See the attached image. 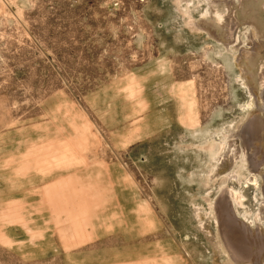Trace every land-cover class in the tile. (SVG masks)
<instances>
[{"label": "rangeland", "instance_id": "1", "mask_svg": "<svg viewBox=\"0 0 264 264\" xmlns=\"http://www.w3.org/2000/svg\"><path fill=\"white\" fill-rule=\"evenodd\" d=\"M262 2L0 0V264H254L215 205L235 192L231 228L264 235L242 161L264 139L231 147L264 91V49L242 62Z\"/></svg>", "mask_w": 264, "mask_h": 264}, {"label": "bare ground", "instance_id": "2", "mask_svg": "<svg viewBox=\"0 0 264 264\" xmlns=\"http://www.w3.org/2000/svg\"><path fill=\"white\" fill-rule=\"evenodd\" d=\"M261 5H262V12L263 13L261 14L262 16L260 14H258V16L264 20V3L261 4ZM260 22H261L260 20L258 21L256 18H254L250 14L246 15L245 19L243 21L244 30H245V37L250 38L249 35L254 37V39L255 38H259V36L262 37L260 39V41H258L256 39L257 44L251 45V43H249L251 46H248V47H252L251 51H249V50H247L248 52L243 51V53H242V62L244 64V66H247V67H248V61L247 60L249 58H253L254 57V48H257L256 46H258L259 50L264 49V35H263V32H262L263 28L261 27L263 25L260 26L259 25ZM234 24L235 23H233L232 26H235ZM262 24H264V23H262ZM262 69H264V66L262 67ZM241 70L245 74V69L243 67L241 68ZM244 79L246 80V82H243L244 86L245 87L249 86V84H250V83H248L249 78L244 75ZM259 79H264V73L263 72L260 74ZM249 87L251 88V86H249ZM252 89L253 88H251V92L253 93ZM263 89H264V86H263ZM253 98H255V103L251 102L250 106L247 108V111L250 114V119L247 121L248 123H246L244 125V127L242 128L243 130L238 131V133L235 135L236 140H234L232 142V145H231V147L233 145H235L234 149L236 147H241L242 145H244L246 147L244 149L256 148L254 143L255 142H261L264 139V91L262 90V92H261V94L259 96V98L261 99V100L259 99L260 101L258 99H256L257 98L256 96H253ZM239 149H241V148H239ZM241 151H243V150H241ZM238 152H239V150H238ZM229 155H230V153H229ZM237 155L235 157H239L240 156V155H238V156ZM226 158H228V157L226 156ZM226 158H222L221 160L218 159V164L219 165L217 166V173L225 172L228 175H231V174H229L230 166L228 165V161H226ZM242 161H243V165L246 166L247 170H249V171H251L253 173L258 171L261 174L264 171V159L259 160L258 154H253V153L250 154V152H248V153L246 152L244 157L242 158ZM261 163H263V164L261 165ZM262 179H263V182H264V175H262ZM251 180H252V183H254V185L258 184L257 180L254 177V175H253V178ZM261 187H263L262 188L263 189L262 192L264 193V184ZM232 199L233 200L238 199V195L235 192H231V191L225 192L224 191L223 194H222V197L219 199V201L215 205V211H216V213L218 215V218H219V224L223 226L222 229L226 228V230H227V232H226V234L224 236V238H225L224 239V242H225L224 244H226V246H227L226 248L231 253L232 259L235 262L248 261V263H249L252 258H255L254 260L256 262H253V263L254 264H259V263H257L259 261L258 259H259L260 255L264 253V235H261V236L260 235L259 236L258 235H253L252 232L248 228H246V230L242 231L243 233L235 231L234 229L231 228V224L228 223V222H230V219H231L230 216H229L230 214L226 211L227 208H225V207H226V203L232 201ZM263 212H264V208H263ZM232 218H233V220H235L234 217H232ZM262 220H264V219L262 218ZM231 221H232V219H231ZM232 226H233V224H232ZM261 231H263V230H261ZM229 235H232V236L229 237ZM245 235H247L249 240L246 239Z\"/></svg>", "mask_w": 264, "mask_h": 264}]
</instances>
